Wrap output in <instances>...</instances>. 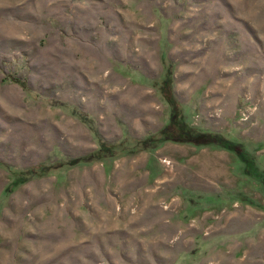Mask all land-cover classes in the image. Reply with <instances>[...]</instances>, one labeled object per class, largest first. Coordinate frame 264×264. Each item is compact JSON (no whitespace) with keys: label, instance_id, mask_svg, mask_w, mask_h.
<instances>
[{"label":"rangeland","instance_id":"rangeland-1","mask_svg":"<svg viewBox=\"0 0 264 264\" xmlns=\"http://www.w3.org/2000/svg\"><path fill=\"white\" fill-rule=\"evenodd\" d=\"M0 264H264V0H0Z\"/></svg>","mask_w":264,"mask_h":264},{"label":"trees","instance_id":"trees-1","mask_svg":"<svg viewBox=\"0 0 264 264\" xmlns=\"http://www.w3.org/2000/svg\"><path fill=\"white\" fill-rule=\"evenodd\" d=\"M177 134V133H176ZM177 141H182L183 139H181L180 137V133L177 135V137H175ZM209 138V137H208ZM189 141H193L194 143L196 144H207L209 143V139H206V136L205 135H197L194 139H190Z\"/></svg>","mask_w":264,"mask_h":264},{"label":"bare ground","instance_id":"bare-ground-1","mask_svg":"<svg viewBox=\"0 0 264 264\" xmlns=\"http://www.w3.org/2000/svg\"><path fill=\"white\" fill-rule=\"evenodd\" d=\"M148 105V104H147Z\"/></svg>","mask_w":264,"mask_h":264}]
</instances>
